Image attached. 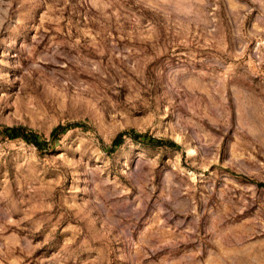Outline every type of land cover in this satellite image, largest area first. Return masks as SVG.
I'll return each mask as SVG.
<instances>
[{"label": "rangeland", "instance_id": "obj_1", "mask_svg": "<svg viewBox=\"0 0 264 264\" xmlns=\"http://www.w3.org/2000/svg\"><path fill=\"white\" fill-rule=\"evenodd\" d=\"M73 122L0 140V264H264V0H0V125Z\"/></svg>", "mask_w": 264, "mask_h": 264}, {"label": "trees", "instance_id": "obj_2", "mask_svg": "<svg viewBox=\"0 0 264 264\" xmlns=\"http://www.w3.org/2000/svg\"><path fill=\"white\" fill-rule=\"evenodd\" d=\"M72 128L86 130L89 129V125L84 122L56 125L48 131L47 136H41L34 130L20 124L0 125V140H21L31 145L35 151L40 154L48 151L51 147V143L58 140L66 130ZM125 136L129 137L133 143L141 147L179 149V145L168 138L156 137L146 132H138L129 128L115 133L108 143V152L111 153L119 147L123 143ZM256 185L264 186V183L256 182Z\"/></svg>", "mask_w": 264, "mask_h": 264}]
</instances>
